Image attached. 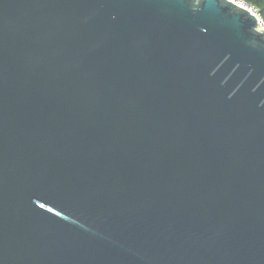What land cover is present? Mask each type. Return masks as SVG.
<instances>
[{
	"label": "water",
	"instance_id": "water-1",
	"mask_svg": "<svg viewBox=\"0 0 264 264\" xmlns=\"http://www.w3.org/2000/svg\"><path fill=\"white\" fill-rule=\"evenodd\" d=\"M257 22L0 0V264H264Z\"/></svg>",
	"mask_w": 264,
	"mask_h": 264
},
{
	"label": "built area",
	"instance_id": "built-area-1",
	"mask_svg": "<svg viewBox=\"0 0 264 264\" xmlns=\"http://www.w3.org/2000/svg\"><path fill=\"white\" fill-rule=\"evenodd\" d=\"M229 1L233 2L234 4L240 6L244 9L248 10L252 14H254L259 20V22H257L259 29L264 30V18L262 17L259 9L254 4H252L246 0H229Z\"/></svg>",
	"mask_w": 264,
	"mask_h": 264
},
{
	"label": "trees",
	"instance_id": "trees-1",
	"mask_svg": "<svg viewBox=\"0 0 264 264\" xmlns=\"http://www.w3.org/2000/svg\"><path fill=\"white\" fill-rule=\"evenodd\" d=\"M254 4L260 11L262 17L264 18V0H246Z\"/></svg>",
	"mask_w": 264,
	"mask_h": 264
}]
</instances>
